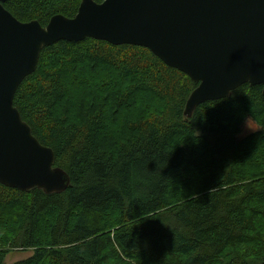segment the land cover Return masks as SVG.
<instances>
[{
    "label": "trees",
    "instance_id": "obj_1",
    "mask_svg": "<svg viewBox=\"0 0 264 264\" xmlns=\"http://www.w3.org/2000/svg\"><path fill=\"white\" fill-rule=\"evenodd\" d=\"M101 2L103 0H95ZM80 0H6L20 21ZM197 84L140 45L43 47L13 105L70 176L61 193L0 184V264H264V94L185 101ZM247 119L256 124L240 134Z\"/></svg>",
    "mask_w": 264,
    "mask_h": 264
},
{
    "label": "water",
    "instance_id": "obj_2",
    "mask_svg": "<svg viewBox=\"0 0 264 264\" xmlns=\"http://www.w3.org/2000/svg\"><path fill=\"white\" fill-rule=\"evenodd\" d=\"M0 0V184L46 194L64 192L69 174L52 148L32 134L13 105L43 47L91 37L148 48L197 85L183 114L226 98L244 83L264 94V0H80L72 17L52 15L45 26L20 21Z\"/></svg>",
    "mask_w": 264,
    "mask_h": 264
},
{
    "label": "rangeland",
    "instance_id": "obj_3",
    "mask_svg": "<svg viewBox=\"0 0 264 264\" xmlns=\"http://www.w3.org/2000/svg\"><path fill=\"white\" fill-rule=\"evenodd\" d=\"M247 122H248V126L252 130H254L256 128V124L252 120L247 119ZM245 125H246V120L243 122V124L241 126L240 134H244V133H248V132L252 131V130L246 129ZM31 254H32L31 250H12L7 254V256L5 258V262L7 264H11V263H14L16 261L23 260V259L27 258Z\"/></svg>",
    "mask_w": 264,
    "mask_h": 264
},
{
    "label": "clouds",
    "instance_id": "obj_4",
    "mask_svg": "<svg viewBox=\"0 0 264 264\" xmlns=\"http://www.w3.org/2000/svg\"><path fill=\"white\" fill-rule=\"evenodd\" d=\"M246 129H248V130H252L249 126H248V122H247V120H246Z\"/></svg>",
    "mask_w": 264,
    "mask_h": 264
}]
</instances>
